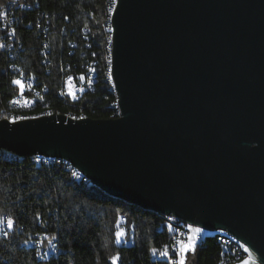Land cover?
I'll return each instance as SVG.
<instances>
[{"label":"water","instance_id":"95a60500","mask_svg":"<svg viewBox=\"0 0 264 264\" xmlns=\"http://www.w3.org/2000/svg\"><path fill=\"white\" fill-rule=\"evenodd\" d=\"M112 27L119 116L1 119L0 148L66 159L264 264V0H118Z\"/></svg>","mask_w":264,"mask_h":264},{"label":"trees","instance_id":"16d2710c","mask_svg":"<svg viewBox=\"0 0 264 264\" xmlns=\"http://www.w3.org/2000/svg\"><path fill=\"white\" fill-rule=\"evenodd\" d=\"M2 1V0H0ZM113 0H34L29 10L16 14V29L23 50L10 58L0 49V110L14 117L59 113L76 114L92 119L119 116L117 95L109 84L110 45L109 8ZM49 21L45 33L37 25L26 23L36 18ZM87 30V39L81 38ZM49 47L47 63H42L43 41ZM94 61L92 89L62 96L63 74H84V64ZM18 64L32 78L31 87L40 93L29 110L9 105L18 93L11 81ZM42 88L46 89L42 92ZM42 97V99H41ZM31 110V111H30ZM0 212L11 215L16 227L8 237L0 236V264H167L149 249L163 250L184 223H172L168 215L132 204L91 183L73 180L71 170L62 162L35 163L34 156L16 155L0 148ZM2 152L12 157L2 156ZM39 214V219L37 218ZM125 229V241L115 242V232ZM219 232L199 239L196 253L188 264H229L232 253L223 250ZM29 243L24 244L23 241ZM49 240L55 253L35 258V243L44 249ZM174 257V256H173Z\"/></svg>","mask_w":264,"mask_h":264},{"label":"built area","instance_id":"2783aa9c","mask_svg":"<svg viewBox=\"0 0 264 264\" xmlns=\"http://www.w3.org/2000/svg\"><path fill=\"white\" fill-rule=\"evenodd\" d=\"M117 1L118 0H113L112 6L111 8H109V11H111V17L113 16ZM33 2L34 0H2L0 1V5L3 6L2 8H0V10L5 12V15L3 17H0V49L4 51L6 54H8L10 58L13 57L17 53L19 54L20 51L23 50L22 40L18 37L16 33V29H17V26L20 20L16 12L18 13V11L21 12V11L29 10ZM26 25L28 27H31V26L33 27L34 25H37V28L39 30H42L43 33H45L46 30L48 29L49 21L45 18L41 19L40 17H38L36 18L35 22H32L29 20L26 23ZM106 27L109 30V32L113 31V27H108V25H106ZM81 38L83 40L87 39V30H83V32L81 33ZM107 41H109L110 45H112L113 39H108V35H107ZM40 53H41L42 63L44 64L47 63L49 47L45 40L42 43ZM110 59H112V57H110ZM94 66H95L94 61H90L84 64V69H85L84 74L83 73L82 74H73V73L63 74L61 81H60V90H59L60 94L62 96H66L69 91H72L74 95L76 96L87 89H92L93 81L95 79ZM10 68L17 72L15 78L21 79L22 82L25 84V87L22 92L17 87L18 93L10 99L9 105H14L24 110H29L33 108L34 102L36 99H39L40 93L36 91L33 87H28V85H31L32 83V78L30 76H27L18 64L17 65L11 64ZM69 77H71V80H69ZM81 77H83V79ZM113 88L115 89L114 79H113ZM45 90H46L45 88L44 89L42 88L41 91L44 92ZM13 101H18V103H13ZM64 115L70 118H73V119H80L84 117V116H79L76 114H64ZM11 117H14V116L9 115L8 112H5V108H2L0 110V120L11 118ZM20 120H23V119H20ZM2 156L12 157L10 156V153H7V152H2ZM37 157H39V159H37V161H34L35 163L44 162L45 164H53L54 162H62L66 166L67 169L71 170V174L74 171L79 173V176L77 177L72 176L73 180L82 181V182H85L86 184H89V181H85V177H80V170L77 169L68 160L55 157V156L42 155V154H37ZM0 216L9 217L11 215L0 212ZM169 217H173V219H171L170 221L174 224L175 223H187L172 214H168V218ZM0 229H2L0 230V236H4L3 231H9L7 228H4L3 226H0ZM215 232H219V234L222 235V242H220L222 249L231 251L232 253L231 261L233 262V261L239 260L244 254V252H239L238 248H235L234 245H232L231 233L226 230H215ZM185 233L186 231L177 230V233L173 236L171 243L167 245L168 248L171 250L174 247H177L179 241L185 238ZM34 245H35L34 254H35V258L37 259H42L46 257V255H44L45 253L47 254L55 253L51 250L49 245H48V248L46 249L42 248L40 246L39 241H37ZM248 251L254 254V252L249 247H248ZM37 252L40 253L39 256L36 255ZM172 258L175 259V257H172ZM256 264H260V262L258 261Z\"/></svg>","mask_w":264,"mask_h":264},{"label":"snow or ice","instance_id":"6c2138e0","mask_svg":"<svg viewBox=\"0 0 264 264\" xmlns=\"http://www.w3.org/2000/svg\"><path fill=\"white\" fill-rule=\"evenodd\" d=\"M3 6L0 5V8H2ZM5 15V12L0 10V17H3ZM111 72V69H110ZM83 79V77H81ZM109 81H111L113 79L112 75H109L108 77ZM69 80H71V77H69ZM12 85L17 86L20 91L22 92L25 84L22 82L21 79L19 78H13L11 81ZM28 87H31V85H28ZM63 94V93H62ZM67 95L72 96L73 99H76L74 93L72 91H69L67 93ZM42 99V97H41ZM13 103H18V101H13ZM28 103V102H26ZM49 115H51V113H49ZM9 120L10 123L15 124L18 120L20 119H38V117H11V118H6ZM37 159H39V157H37ZM73 177H77L79 176L78 172H72L71 174ZM37 218L39 219V214H37ZM169 220L173 219V217H169ZM0 226H3L4 228H7L9 231H3V235L4 237H8L10 235V230H12L13 228L16 227V223H15V219L11 216L9 217H3L0 216ZM188 229H189V233L187 235V239L186 241L182 240L178 243L177 247H174L173 249H169L167 245L164 246L163 250H160L156 247H153L151 249H149V251L152 253L153 256H161L163 258H165V260L167 261V264H188L187 262V253L191 252L193 254L196 253L197 251V241H198V237L199 234L202 232V229L199 227H193L192 225H188ZM2 230V229H0ZM126 235V231L123 228H120L118 231L115 232V242L117 244L121 243L122 241H124V237ZM126 243V241H124ZM24 244L29 243L28 240H24L23 241ZM49 247L51 248V250L53 252L56 251L57 246L56 244L52 243L51 240H49ZM245 251L247 252L248 249L245 248ZM36 255H40L39 252L36 253ZM44 255H47V253H45ZM175 257V259H173L172 257ZM111 264H117L118 260L120 259L119 255H113L111 258ZM246 264V262H245Z\"/></svg>","mask_w":264,"mask_h":264},{"label":"rangeland","instance_id":"374dc122","mask_svg":"<svg viewBox=\"0 0 264 264\" xmlns=\"http://www.w3.org/2000/svg\"><path fill=\"white\" fill-rule=\"evenodd\" d=\"M188 225H192V224H186V226H185V231H186V233H185V238L184 239H181L180 241H182V240H184V241H186V239H187V235H188V233H189V229H188ZM193 227H199V228H201L202 229V232L199 234V237H198V241H197V245H198V243H199V239L202 237V236H204V235H206V234H213L214 232H215V230H211V229H208V228H205V227H201V226H198V225H192ZM124 241H125V238H124ZM179 241V242H180ZM123 242V241H122ZM245 248H247L246 246H244L243 244H241V249L243 250V252H244V254L242 255V257L239 259V260H237V261H233V262H230L229 264H245V262H246V264H256L258 261V259H257V257H256V255H254L253 253H251L250 251H245ZM248 249V248H247ZM194 254L193 253H191V252H189V253H187V262H188V260L193 256Z\"/></svg>","mask_w":264,"mask_h":264},{"label":"bare ground","instance_id":"6f19581e","mask_svg":"<svg viewBox=\"0 0 264 264\" xmlns=\"http://www.w3.org/2000/svg\"><path fill=\"white\" fill-rule=\"evenodd\" d=\"M112 6V5H111ZM111 8V7H110ZM108 22H109V27H112V17H111V11H109V18H108ZM108 39H113V33L110 32L109 35H108ZM109 42V41H108ZM109 45H110V42H109ZM110 57H112V45H110ZM110 69H111V72H110ZM109 75H112V59H110V68H109ZM113 77V76H112ZM109 84L112 86L113 88V79L111 81H109ZM114 89V88H113ZM115 90V89H114ZM44 115H49V114H41V115H35L33 117H41V116H44ZM16 117H26V116H23V115H19V116H16ZM12 152V151H10ZM14 153V152H12ZM16 154V153H14ZM17 155V154H16ZM34 156V159L35 161H37V154L36 155H33ZM80 174L85 176L91 183L92 181L82 172L80 171ZM164 215H167V214H164ZM185 225L186 224H189V223H184ZM221 242H222V235L219 234V238H218ZM231 242H232V245H234L235 248H238L239 252H243V250L241 249V244H243L244 246H246L248 248V246L246 244H244L243 242H241L236 236H234L232 233H231Z\"/></svg>","mask_w":264,"mask_h":264}]
</instances>
